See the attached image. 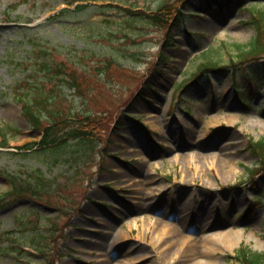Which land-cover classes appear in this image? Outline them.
<instances>
[{"label": "rangeland", "instance_id": "rangeland-1", "mask_svg": "<svg viewBox=\"0 0 264 264\" xmlns=\"http://www.w3.org/2000/svg\"><path fill=\"white\" fill-rule=\"evenodd\" d=\"M168 1L174 0H84L88 6L75 12L76 3L64 0H0V141L3 129L9 137L0 146V197L14 175L40 170L54 183L38 197L41 205L22 198L0 207V264H43L28 239L40 220L56 231L48 264H180L179 256H165L168 246L156 236L165 225L177 227L185 208L198 215L186 229L193 241L212 230L240 232L232 245L216 242L210 264H238L242 246L264 253V172L247 171L259 165L251 142L264 137V86H250V65H240L236 83L244 86V103L229 71L201 67L205 58L229 67L234 44L255 36L246 21L264 0H187L170 31L140 17L126 19L123 28L127 16L94 8L112 2L156 9ZM66 7L71 11L59 15ZM116 28L123 30H110ZM165 39L172 45L164 46ZM112 47L121 51L110 68L114 77L88 98L90 111L104 118L96 160L70 165L75 141L56 150L25 149L42 138L18 100L37 86L39 63L61 65L79 79L105 64ZM39 82L50 91L59 79L41 73ZM68 91L49 109L75 107V92ZM257 195L261 204L251 202ZM9 240L15 245L1 250ZM15 247L27 256H16Z\"/></svg>", "mask_w": 264, "mask_h": 264}, {"label": "trees", "instance_id": "trees-1", "mask_svg": "<svg viewBox=\"0 0 264 264\" xmlns=\"http://www.w3.org/2000/svg\"><path fill=\"white\" fill-rule=\"evenodd\" d=\"M68 5H72L75 1L83 0H64ZM187 0H174L161 3L156 9L146 10L144 8H136L130 6H124L121 4L107 3L94 5L95 10L105 11L106 14H112L114 17L127 16L122 19L119 26L123 28L126 26L127 20L130 17H140L146 19L149 23L159 26L161 28H166L169 31L175 26L177 20L180 17L181 6L186 3ZM262 1L256 0L255 3L261 4ZM88 6V5H87ZM85 4H78L75 8V12H78L81 8L87 7ZM66 11H71V9L66 8L61 10L58 14L64 15ZM251 16L246 21L252 28L255 29V36L246 44H234L235 54L230 55L229 68L221 66L219 62L212 60L211 58H205L206 61L201 64L202 69H214V70H230V74L234 81L238 77V68L240 65L248 64L250 69L246 71L245 75L247 82L250 86H255V90H259L261 86H264V6L254 5L250 9ZM120 28L110 29L112 32H120L123 30ZM171 28V29H170ZM102 37V36H101ZM112 38V37H111ZM99 39V38H98ZM114 40V39H110ZM170 40L165 39L164 46L172 45ZM104 46V45H103ZM92 47V45H91ZM90 47V48H91ZM226 49V48H225ZM227 52L229 51L226 49ZM91 52L96 55V53L91 50ZM101 55V51L97 50ZM138 52V59L142 57V53L139 48H135L133 53ZM230 52V51H229ZM121 51L119 49L111 48L109 54L107 55V61L105 64H97L87 69L84 77H78L72 72H64L62 66L58 65L55 70L49 62L39 63V66L34 69V76L37 78V86L31 87L27 94L19 97V101L22 105L24 115L29 121L30 125L36 129L43 132L42 138L39 141H33L25 145V149L40 148V149H58L67 143L75 141V151H71L66 159L71 160L70 165H80L82 167H87L91 165L97 158L101 143V132H102V121L104 120L101 114L96 112H91L89 107L88 98L91 92L94 93L98 89L99 84H106L113 79V72L110 68L113 66L118 58H121ZM167 56H161L160 59H166ZM115 60V61H114ZM43 64L42 67H40ZM93 69L94 72L91 70ZM41 73L51 74L53 79H59V83H56L50 91L44 88L43 82H39ZM134 74V73H133ZM120 85V84H118ZM244 88V86H243ZM243 88L241 85H236L235 89L237 91V96L241 101L245 102L242 97ZM71 90L75 92V107L69 109H49L51 103H55L57 97H64ZM54 91H59L55 95ZM101 92V90H100ZM64 95H63V94ZM120 95H123L119 92ZM78 97L83 98L82 105L78 103ZM48 110L49 113H45ZM3 129L2 135L5 137V142L8 140L6 138L7 132ZM3 137V138H4ZM252 150L259 157V165L255 168L248 169L249 175H254L258 171L264 172V137L257 141L251 142ZM26 178H22L20 175H14L10 180V188L5 193L4 196L0 197V207H4L10 204L9 200H19L22 198H27L32 202H40L38 197L42 196V192L47 187L54 186L51 178L45 174V172L31 173ZM251 202H256L261 204L263 199L262 195H257ZM7 202V203H6ZM251 203V206L252 204ZM28 223V222H27ZM27 223H23V226ZM41 220L36 224L34 230L31 231V236L28 238L31 241L29 244L33 247L36 253H31L39 255L43 258V264H48L50 262L49 255L51 253L52 247L56 242V231L51 230L50 225L47 229L40 227ZM29 225V224H28ZM52 225V224H51ZM53 226V225H52ZM46 230V231H45ZM11 234V233H10ZM22 236V235H21ZM20 239V238H19ZM19 241V240H18ZM26 241V240H25ZM7 246H2L1 250H9L10 246H14L15 243L10 240L7 241ZM54 249V248H53ZM16 256L24 257L23 249H18L15 247ZM58 254V253H57ZM56 254V255H57ZM238 264H264V253L256 252L249 249V247L242 246L238 249ZM34 256V255H31ZM20 260V259H19Z\"/></svg>", "mask_w": 264, "mask_h": 264}, {"label": "bare ground", "instance_id": "bare-ground-1", "mask_svg": "<svg viewBox=\"0 0 264 264\" xmlns=\"http://www.w3.org/2000/svg\"><path fill=\"white\" fill-rule=\"evenodd\" d=\"M215 202L216 201L212 203V206L210 205L211 214L213 212L212 215L218 212V208L214 205ZM210 212L208 211L207 213V222L208 217H211ZM178 213V226L170 228L165 225V229L162 232H158L156 237L159 242L162 243L163 247L168 246L165 249V256L170 255L171 253L173 255L175 254V256H179L180 264H210L211 260L208 258L219 249L216 244L217 241L226 239V241L232 245L235 243V237L236 240L240 237V232L238 231L227 230L216 232L212 230L205 233L204 237L200 238V241L198 239L193 241L191 236L186 232V229L189 228L188 220L197 217L198 215L187 208L180 209ZM167 215H169V213H167ZM162 239L164 242H162ZM173 244L176 245V248L169 250V246H172Z\"/></svg>", "mask_w": 264, "mask_h": 264}]
</instances>
